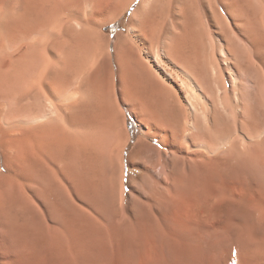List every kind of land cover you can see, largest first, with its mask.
<instances>
[{"label": "bare ground", "instance_id": "obj_1", "mask_svg": "<svg viewBox=\"0 0 264 264\" xmlns=\"http://www.w3.org/2000/svg\"><path fill=\"white\" fill-rule=\"evenodd\" d=\"M134 1L0 0V225L7 224L4 215L12 214L11 222L15 225L8 224L13 229L26 228L27 237L16 232L11 240L18 258L24 256V249L28 251V236L35 231L32 207L45 196L64 219L56 220L58 225L43 222L44 236L55 248L56 264H226L222 257L217 260L206 252L202 241L213 237L222 240L221 243L235 244L243 251L264 245V74L261 80L240 76L247 83L245 88L257 95L252 101L237 94V102L232 104L226 93L221 95L223 83L217 69L212 73V86L205 89L201 79V37L198 39L195 28L187 25L177 34L179 42L171 44L170 51L180 55L177 58H184L191 67L188 73L194 86L207 100L213 94L218 108L210 115L202 101H192L195 110L201 107L204 112L194 118L187 113L183 127L184 121L178 120L181 105L168 101V128L182 127L184 135L192 136L193 142L186 143L188 148L200 147L213 155L210 162L199 163L203 172L201 181L194 172L182 174L177 170L171 174L170 183L178 185L177 194L180 187L187 188L188 184L200 193L197 191L195 197L184 202L176 200L180 202L179 209L168 229L157 220L142 218L138 220L140 228L121 230L115 220L119 217L121 224L127 223L121 210L116 209L108 220L90 221L88 213L74 204L75 175L77 172L84 175L97 158L102 161L98 151L106 141L107 130L94 116L97 107L95 99H91L93 93L89 95L87 88L88 83L94 82L99 88L106 84L103 73L88 74L91 64L84 54L89 55L88 45L94 38L88 27L112 21ZM146 2L149 5L143 2L137 11L141 13L140 32L160 38L162 16L158 11L161 5H168V0ZM180 3L181 0H169L168 20L187 16L185 5L179 12L174 11V5ZM233 6L237 17L248 14L246 1L238 0ZM263 29L256 26V32L264 36ZM133 52L136 51L132 44L119 37L116 53L120 68L124 71L137 68L139 73L130 81H135L141 89L144 85L149 89L154 80L144 74L143 63H134L129 58ZM260 56L264 71V56ZM76 74L84 82L80 100L75 96ZM260 93L262 96H258ZM143 142L140 139L136 152H143ZM168 144L178 145L169 137ZM183 234L195 242L185 241L180 237ZM20 250L22 253H18ZM230 253L231 248L228 256Z\"/></svg>", "mask_w": 264, "mask_h": 264}, {"label": "rangeland", "instance_id": "obj_2", "mask_svg": "<svg viewBox=\"0 0 264 264\" xmlns=\"http://www.w3.org/2000/svg\"><path fill=\"white\" fill-rule=\"evenodd\" d=\"M146 1L135 0L130 7L122 11L112 21L99 27L89 26L88 28L92 34L91 38L94 36L95 39H90V45H88L87 49V52L89 50V55L87 53L84 54L87 62L91 64V66H88V74L94 76L100 72L103 73L104 79H106V82L104 81L106 84L102 88L95 86L94 82L91 84L93 86L88 83L87 88L90 90L88 92L89 95L93 93L91 99H95L97 109L94 111V116H96L99 123L105 124V130L107 129L105 133L107 142L100 144L99 147V150L100 148L101 150L98 151V155L102 161L97 158L92 164L90 163L84 175L79 172L75 175V187L72 198L73 202L76 201L74 204L88 213L91 217L90 221L93 218L101 221L103 219L108 220L116 209L121 210L127 221V223L121 224L119 217L115 218L121 230L134 227L140 228L141 225L138 220L142 218L157 220L159 223H164L165 228L168 229L172 217L179 209L177 203L180 204V202L176 200L179 198V201L184 202L195 197L194 193L199 191L198 188L197 190L193 189V186L188 184L191 189L188 186L187 188L186 186H182V188L179 186L181 189L179 188L178 192L180 193L177 194L178 185L170 183L171 174L177 170L182 174L194 172L197 179L200 180L203 172L200 170L199 163L210 162L209 159L213 154L207 153L203 148L196 146L188 148L186 143L193 142L192 136L190 134L184 135L182 127L176 130L168 128L165 134L154 125H150V121L138 120L137 115L134 113H131V115L135 117L136 121L132 120V116L119 94L120 71L122 70L118 64L116 53L119 37L128 40L136 51L129 58H138L147 64L153 72L157 73L168 83L174 94H177L176 96L180 98V100L178 97L175 98L173 103L182 107V114L178 120L184 121L183 127L187 121V113L190 118H194L197 117L196 115L200 117L199 115L204 112L201 107H199V111L195 110L191 104L192 101H202V105H205L206 109L208 107L207 110L210 115H214L218 108L213 94L207 100L203 93L200 92V89L194 86L193 78L188 73L191 67L186 65L184 58L179 57V59L177 56L180 55L170 51L171 44L174 45L179 42L177 34H180L182 29L186 28V25L195 28L198 39L199 36L201 37L199 39L200 57L202 60L201 68L203 69L201 71V79L202 85L206 87H204L205 89L210 88L209 85L212 86V73L216 72L217 69V75L223 83V89L220 91L221 95L226 93L227 100L230 103L232 102V104L237 102L235 98L237 94L245 97L247 101H252L257 95L250 88V90L245 88L247 83L241 80L240 76L242 78L249 76L250 78L261 80L264 74L263 59L260 56H264V47L261 45V39L264 36L256 32V26L261 31L264 28V0H239L243 3L246 1V5L249 7V10H246L248 14L240 17L236 16L233 8L235 7L233 6L234 3L238 0H181L182 3L174 5V11L179 12L182 5H185L187 16L172 17L169 20L168 0V5H161L158 11L161 14L160 16H162L159 29L160 38H150L140 32L141 13L137 11L143 2L145 6L149 3ZM249 2L251 5L248 4ZM122 7L123 5L120 6V8ZM230 9L234 10L235 15L231 13ZM262 23L263 25H261ZM78 25L76 27L80 29ZM258 36L262 37L259 38ZM106 60L107 62L104 64ZM105 65L108 66L106 67ZM79 75L76 74L75 78V90L77 89L75 96L77 100L83 97L81 90L84 82ZM187 91H190L189 94ZM258 96H262L261 93ZM178 102L181 104H178ZM142 128L150 132H146L150 137L145 138L150 147L144 146L143 152L140 153V151L136 152V139L142 135ZM168 137L178 145L168 144ZM157 142L165 143V147H157ZM208 179L211 181V178ZM51 201L49 197L45 196L43 201L36 200L34 203L32 211L36 217L34 220L36 221L34 222L35 231L33 235L30 234L28 236V251L24 249V256L21 258H18L20 256L15 254L17 248L11 247V240L15 238L16 232L20 233V235L23 233V236L27 237L25 232L27 230L25 227L17 229L16 226L13 229L11 224L15 225V223L11 221H13L14 216L12 214L4 215V220L7 224L5 226L0 225V264H56L57 259L53 253L55 248L44 236L45 224L43 222L48 225H58L56 220L60 218L64 221V219L60 217L58 208ZM8 222L11 224H8ZM143 227L145 228V226ZM187 236L188 234H183L180 237L185 241L195 242L190 236ZM219 240L208 237L202 241L203 243L201 242V245L206 252L213 254L217 260L222 257L226 264H264V245L260 244L256 248L252 246L248 250L243 251L235 244L230 245L231 243L225 241L221 243L222 240ZM230 248L231 253L228 256L227 253ZM18 253H22V250Z\"/></svg>", "mask_w": 264, "mask_h": 264}, {"label": "crops", "instance_id": "obj_3", "mask_svg": "<svg viewBox=\"0 0 264 264\" xmlns=\"http://www.w3.org/2000/svg\"><path fill=\"white\" fill-rule=\"evenodd\" d=\"M132 61L134 63L135 62L136 63L137 62L143 63L138 58H135ZM143 67H144L143 68L144 74L146 76H148V78L150 80L155 81V82L153 81V83H151L154 86V87L152 86L153 89L151 86L148 89V86L146 87L145 85L142 86V89H141V86L137 87L138 85L135 83V81H130V80L134 79V76H135L134 74L139 73L137 71V68L134 67L135 69L132 68L133 70H130V71H128V70L124 71L122 69L120 71V74H121V76H120L121 81H120V85H119L120 97L124 101V104L126 105L130 115H131V113H134L137 115L138 120L150 121V125L151 124L154 125L158 130H160L161 132H164L166 134L168 131V101L173 102L172 100H174L176 98V95L174 94L172 89L168 86V83L163 78H161L157 73L153 72L147 64L143 63ZM124 77H125V79H124ZM132 83L136 84V85H132ZM157 84H159V85H157ZM129 85H130V87H129ZM140 89L142 91L147 90L146 92H148V94L145 91L141 92ZM140 92H141V94H140ZM139 94H140V96H139ZM131 97H132V99H131ZM132 120L136 121L135 117L132 116ZM142 130H143L142 135H140L136 139V143H137L136 145H138V142L140 141V139H142L144 141L143 142L144 145L150 147L148 142H146V140H145V138H148L150 136H148V134H146L147 131L144 128H142ZM165 142H167V141H165ZM157 143H156L157 147H159V148L165 147L164 146L165 143L164 144H162L160 142H157Z\"/></svg>", "mask_w": 264, "mask_h": 264}]
</instances>
